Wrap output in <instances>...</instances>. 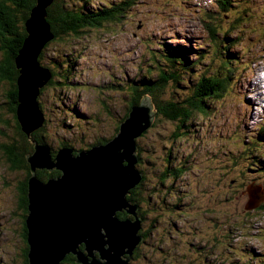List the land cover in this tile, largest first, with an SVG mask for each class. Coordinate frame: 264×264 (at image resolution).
Wrapping results in <instances>:
<instances>
[{
  "label": "rangeland",
  "instance_id": "1",
  "mask_svg": "<svg viewBox=\"0 0 264 264\" xmlns=\"http://www.w3.org/2000/svg\"><path fill=\"white\" fill-rule=\"evenodd\" d=\"M121 1L88 0L86 9L93 14L104 3ZM130 1L131 7L118 24L104 23L97 31L55 41L46 50L44 62L48 57L57 58L63 69L61 77L66 74L68 78L65 84L56 76L61 70L54 68V80L63 84L48 87L40 99L45 118L41 133L52 151L58 150L59 143H68L75 152L88 150L98 140L109 138L127 112L130 82L148 75L153 65L152 77L160 70L150 54L155 55L157 48L174 51L177 47L209 52L212 47L199 21L201 15L214 14L220 30L228 22L215 11L212 0ZM235 1L238 7L229 16L235 21L239 18V25L224 46L240 61L231 79L236 89L220 102L211 101L209 114L184 123V129L178 131L187 137L178 134L177 123L158 117L137 141L143 160L137 168L145 172L142 193L144 197L155 195L150 204H137V212L144 216V230L150 232L146 247L169 259L164 264H264V208H249L248 196L254 192L259 199L264 197V176L259 169L264 162V0ZM65 2L85 9L84 0ZM232 41L236 44L228 46ZM194 53L188 52L192 60ZM213 59L218 63L219 56ZM208 63L202 61L193 73ZM8 82H0L4 121L0 124V262L16 258L20 264L22 219L15 218L14 209L24 212L17 205L14 185L17 179L16 186L22 181L24 171L12 166L8 148L1 147L10 145L14 134L11 115L2 107ZM172 88L167 96L178 93ZM167 161L182 170L175 179L170 175L160 179L163 184L159 185ZM175 204L181 208L169 212ZM181 211L184 214L178 213ZM144 253L151 261L147 264H152V256ZM96 259L103 262L99 256Z\"/></svg>",
  "mask_w": 264,
  "mask_h": 264
},
{
  "label": "water",
  "instance_id": "2",
  "mask_svg": "<svg viewBox=\"0 0 264 264\" xmlns=\"http://www.w3.org/2000/svg\"><path fill=\"white\" fill-rule=\"evenodd\" d=\"M53 1L36 0L14 59L18 71L14 82L15 118L26 137L45 122L37 99L52 73L40 65L38 58L53 40L46 22V9ZM152 108L148 97L132 105L112 138L88 150L75 152L63 146L52 156L47 144L33 141V152L26 157L31 174L26 182L28 264H60L68 254L74 255L78 264H125L122 257L130 254L137 239L140 241L136 206L127 196L142 180L136 168V142L151 128ZM41 170H55L59 175L42 183L36 177V171ZM253 193L248 195L249 208L258 209L264 197L259 199ZM123 207L129 209L133 219L116 218ZM80 244L85 246V253L76 250ZM94 252L103 262L94 258Z\"/></svg>",
  "mask_w": 264,
  "mask_h": 264
},
{
  "label": "trees",
  "instance_id": "3",
  "mask_svg": "<svg viewBox=\"0 0 264 264\" xmlns=\"http://www.w3.org/2000/svg\"><path fill=\"white\" fill-rule=\"evenodd\" d=\"M35 2L36 0H0L1 82L6 80L7 76L5 69H3L4 62H6V60L9 59L11 67L15 69L14 59L26 36L24 23L28 18L32 8L35 6ZM212 3L216 5L217 10L215 11H218L219 13L223 14V17L228 18L226 20L228 22H226V29L220 30L219 27L216 26V23L214 21V14H212L211 12H207L205 15L200 14L203 18H201L199 21L202 24L207 35H209L207 41L210 42L208 43V46L212 47L211 50H209V52H206L202 49L193 50L192 48L187 49L184 47H177L174 49V51H167L166 49L157 48L156 51L158 52L155 55H152L151 57L150 54V60L154 61V63L157 65V69L160 70L158 73H156V77H152V69L155 66L153 65L149 68V70H147L149 71L147 73L148 75L143 76L141 80H132L130 82L129 88L127 87L128 92L130 93V99L128 98L130 100H128L130 103L127 112L124 116H122L121 121L126 118L132 105H137L143 98L148 97L153 106L152 109L154 112V120L158 117H161L166 121H170L175 124L177 123L179 127L177 129V132H180L178 130L184 129V123L192 119L193 116H204L206 114H209L208 104L211 101L220 102L223 100L224 96L226 97L227 94H231L236 89L232 86L231 79L237 71L238 67H236V64L240 63V61L237 59L236 55H233L229 51V47H225L224 44L228 42L227 37L229 36L230 32L235 29H238L239 18H237V20L235 21L229 16L230 10L233 9V7L237 8L238 6H236L235 0H213ZM86 4L89 5L88 0H84L83 6L85 7V9H83L82 6L81 8L70 7V5L65 2V0H54L52 4L46 9V22L49 24L50 32L53 35V40L47 43L46 46L43 48L39 55L38 61L43 68H47L49 71H51L52 79L44 88L40 90V94L37 99L39 107L42 105L40 103V99L42 98L48 87L53 86L56 83H58L59 85L63 84V82H56V80H54V68H58V70H61L60 61L57 58L48 57L47 62H44V55L46 53V50L51 46V44L55 41L60 42L61 40H63V38L69 36L74 35L78 37L80 35L87 34L89 31H97L99 28H102L101 26L104 23L113 25L118 24L119 20L123 18V14L125 13V11H128V9L131 7L132 2L130 0H122L121 2L115 4L104 3L101 9H98L96 13H93L94 15L90 13V11H87ZM16 41H18V46L16 45L17 49L16 52H14L13 54L11 46ZM207 41L204 45H207ZM233 44L236 43L232 41V44L228 46H234ZM14 47L13 49H15ZM190 51L195 52L194 54H191L194 56L193 60L189 58L190 55L188 54V52ZM217 56H219L218 63H214L215 60L213 58H217ZM211 58L213 61H211ZM204 60H206V62H209V65H206L205 67L201 68L199 72L193 73L194 70L197 69V67L203 65L202 61ZM211 66H215V68H212ZM163 68H165V70ZM62 71L63 69L60 72H57L56 76L58 77V79H63L66 84V80L68 78L66 77V74L63 76V78L61 77ZM191 75L194 79L191 77ZM189 79H192V82H190ZM14 82L10 78L6 90V92L10 93V101H12L14 104L12 109V112H14L13 115L15 114V109L17 105V95L16 89L14 87ZM181 84L184 85V87H181ZM172 87H176L178 93L175 94L172 92L174 90H171V92L175 95L172 94L171 96H167V90ZM10 88H12L13 90ZM184 88L186 89V92L182 93V90ZM165 95L167 98L165 97ZM4 106L6 105H3L2 107ZM40 110H43L42 106L40 107ZM121 123L122 122L117 123L118 125L115 128V132H117L118 127ZM6 124L9 125L8 123ZM17 127L18 130L21 132L19 126ZM43 129L44 128L38 130L37 132H35V134H38V136H40V139L37 140L39 143L47 144L45 142L44 135L41 133ZM147 131L144 132L142 136H144ZM115 132L111 134L109 138L98 140L92 146L104 145L108 142V140L112 138ZM186 132L188 131L186 130ZM21 133V137L25 139L26 136L23 137L24 134ZM178 134L185 136L183 132H180ZM15 136L16 135L14 133L13 137L9 139V144L16 147V151H19L20 149L21 154H15V150L10 149V147L9 149H7L9 161L12 166L14 165V163L17 164L21 160L25 163L24 158L26 154L29 153L26 150L22 151L24 150V147L21 146V141L19 140L18 135L16 136L17 139L14 138ZM64 144L70 146L68 143ZM136 146L137 155L139 159L136 165L137 168L138 164L143 160L142 156H139L140 144L136 142ZM11 152H13L15 156L12 155ZM56 152V150L52 151L53 156L56 154ZM146 164L149 167L152 166V163L146 162ZM24 165L27 170L28 164H22V166ZM17 167H20L19 164L17 165ZM259 169H261L260 175L263 177L264 162H261ZM137 170L143 176L142 182L135 189L131 190L130 195L127 197V199L132 204L136 203L139 205V203H141L142 201H147V204H150V200L153 199L155 195L147 194L146 197L143 196L142 185L144 182L145 172L142 171V169L140 170L139 168H137ZM179 170L181 171L182 168H174L172 167V164L167 161L166 169L164 168L162 171V176L160 174V177H158L159 185L163 184L162 181L160 182V179L162 178H170V176H173L174 179L177 178V176L175 175L179 172ZM54 174L59 175V172L55 171ZM29 177L30 176H27L26 179L28 180ZM38 178L41 181L40 176H38ZM46 181L42 180L41 182L45 183ZM23 208H25V210L27 211V201L24 202ZM179 208L181 207L175 204L168 211L170 212V210L172 209L178 210ZM263 208L264 202L259 207V209ZM178 213L184 214L183 211ZM122 214L126 216L125 212H122ZM139 214L142 213L137 212V216ZM25 231L24 235L26 234ZM70 258H75V256L66 255L65 258L60 262V264L66 263Z\"/></svg>",
  "mask_w": 264,
  "mask_h": 264
},
{
  "label": "flooded vegetation",
  "instance_id": "4",
  "mask_svg": "<svg viewBox=\"0 0 264 264\" xmlns=\"http://www.w3.org/2000/svg\"><path fill=\"white\" fill-rule=\"evenodd\" d=\"M20 17V16H19ZM17 42L18 41H16L12 46H11V48H12V52H13V54H14V52H16V49H17V46H18V44H17ZM20 42V41H19ZM17 45V46H16ZM15 46V47H14ZM13 47L15 48V49H13ZM1 58V57H0ZM0 62H1V60H0ZM3 66V65H2ZM3 69H5V71H6V79H8V81H10V78L13 80V82H14V79L17 77L16 76V73H17V75H18V71L16 70V69H13L12 67H11V65H10V61H9V59L8 60H6V62H4V66H3ZM1 82V81H0ZM7 86H8V83H7ZM10 89H12V88H10ZM13 90V89H12ZM9 94L10 93H8V92H6V103L5 104H3V105H6V111L8 112V114H10L11 115V117H10V119H11V121H12V123H13V126H14V133H15V135H18V137L20 138V140H21V146H23L24 147V150H22V151H27V152H29L28 154H26V156H25V158H24V160H25V163L21 160L20 162H18L17 164H15L14 163V165H13V167H15V168H19V167H17V165L19 164V166L21 167L20 169L21 170H23L24 171V176H23V179H22V181L19 183V184H17V186H16V183L18 182V179L16 180V183H15V185H14V191L15 190H17V192H18V195L19 196H17V202L19 203V204H17L18 205V207H19V209H22L23 210V212H24V214H22L18 209H17V207H15V211L18 213V215H16V214H14V216H15V218L19 221L20 219H22V223H21V226H20V236L18 235V238L21 240V244L23 245V248L22 249H20L19 250V252H18V258H20L21 259V263L20 264H28V261H27V258H26V255H27V252H28V245H27V242H26V234L24 235V231L26 230L25 229V218H26V215H27V211L25 210V208H23V205H24V202L25 201H27V198H26V193H27V185H26V178H27V176L29 175V167H27L28 169L26 170V167H25V165L24 166H22V164H26L27 165V162H26V157L28 156V155H30L32 152H33V141L36 143H39L37 140H39L40 138V136H38V134L36 135L35 133L34 134H32V136L31 137H25V139H23L22 137H21V135H20V131L18 130V127L17 126H19L18 125V123H17V121H16V118H15V114L13 115V113L14 112H12V109H13V106H14V104H13V102L12 101H10V97H9ZM2 105V106H3ZM8 107V108H7ZM4 121H3V119H2V116H1V114H0V124H2ZM7 123V122H6ZM9 123V122H8ZM45 124V123H44ZM43 124V125H44ZM0 132H2V125H0ZM43 128V126L40 128V129H42ZM39 129V130H40ZM20 132V133H19ZM22 134V133H21ZM40 134V133H39ZM25 135H23V137H24ZM63 145H65L64 143H59L58 144V148L59 147H61V146H63ZM4 147V148H8L9 149V147H10V149H14L15 150V154H17V155H20L21 154V152H20V149H19V151H16L17 150V148L16 147H14L13 145H1V147ZM31 146V147H30ZM51 148V147H50ZM57 148V149H58ZM32 151V152H31ZM51 151H52V148H51ZM11 154L13 155V152H11ZM15 154H14V156H15ZM52 156H53V154H52ZM12 160H14V159H12ZM28 166V165H27ZM43 171V172H42ZM54 172H55V170H52V171H46V170H41V171H37L36 172V175H37V178H38V176H40V178H41V181L42 180H48L49 178H55V177H57L58 175L57 174H54ZM26 173V174H25ZM39 179V178H38ZM12 181L11 180H9L8 181V184H10V185H13L12 183H11ZM14 210H13V212H14ZM25 213H26V215H25ZM140 217V220H141V229H140V232H139V236L141 237V241L139 242V244H137L134 248H133V250L130 252V254L129 255H125V256H123L122 257V259L124 260V261H126L125 262V264H147L148 262L150 263L151 261H148L147 260V256H146V254L144 253L145 251L146 252H148L149 253V255H151L152 256V259H153V261H152V264H164V263H166L169 259H166V258H163V257H165V256H161V253L159 252V251H155V250H153V249H150V248H148V247H146L147 246V243H146V240H147V238H148V236L150 235V232L149 231H145L144 230V228H143V224H144V217L143 216H139ZM116 218L119 220V221H124V219H127L126 218V216L125 215H123L122 213H117L116 214ZM152 223H156V222H154V221H152ZM1 228V227H0ZM16 228V227H15ZM149 230H150V228H148ZM14 230H16V229H14ZM26 232V231H25ZM27 233V232H26ZM4 241H6V240H4ZM76 250L77 251H81V252H83V253H85V246L83 245V244H80V245H78V247L76 248ZM144 252H143V251ZM171 252H173L172 250H170ZM158 252L160 253V254H158ZM68 255H72V254H68ZM72 256H74V255H72ZM99 255L98 254H95L94 253V258H97ZM167 256V255H166ZM141 261H143V262H141ZM0 264H19V260L17 261V259L16 258H14V261L13 260H9V261H7V262H0ZM64 264H78L76 261H75V258H70L66 263H64ZM170 264H173V263H170ZM186 264H188V263H186Z\"/></svg>",
  "mask_w": 264,
  "mask_h": 264
},
{
  "label": "bare ground",
  "instance_id": "5",
  "mask_svg": "<svg viewBox=\"0 0 264 264\" xmlns=\"http://www.w3.org/2000/svg\"><path fill=\"white\" fill-rule=\"evenodd\" d=\"M38 131V130H37ZM37 131H35V132H37ZM13 132V131H12ZM34 132V133H35ZM33 134V133H32ZM32 134H30V136L32 135ZM11 136V135H10ZM17 136V135H16ZM29 136V137H30ZM43 136V135H42ZM15 138V137H14ZM19 140H20V138H19ZM21 141V140H20ZM37 143V142H36ZM31 147V146H30ZM79 150V149H78ZM43 172V171H42ZM29 176V175H28ZM37 177V176H36ZM142 179H143V176H142ZM27 180V179H26ZM40 181V180H39ZM41 182V181H40ZM142 182V180H140L138 183H137V186L140 184ZM43 183V182H42ZM136 188V186L133 188V189H135ZM253 189V188H252ZM130 192H131V190H130ZM130 192H129V194H128V196L130 195ZM127 196V197H128ZM131 203V202H130ZM132 204V203H131ZM132 205H135L136 206V211L135 212H137L138 211V206H137V204L136 203H134V204H132ZM122 212H125V214H126V217H128L129 219H131L132 217H131V213H130V211H129V209L127 208V207H123V208H120V212L119 213H122ZM135 216H136V218H138V219H140L138 216H137V213L136 214H134Z\"/></svg>",
  "mask_w": 264,
  "mask_h": 264
},
{
  "label": "clouds",
  "instance_id": "6",
  "mask_svg": "<svg viewBox=\"0 0 264 264\" xmlns=\"http://www.w3.org/2000/svg\"><path fill=\"white\" fill-rule=\"evenodd\" d=\"M44 123H45V122H44ZM63 146H68V145H63ZM63 146H61V147H63ZM61 147H60V148H61ZM69 147H71V146H69ZM71 148H72V147H71ZM58 149H59V148H58ZM139 221H140V222H139V225H140V229H141V220L139 219ZM140 229H139V231H138V233H137V236L140 238V241H141V237L139 236ZM140 241H139V242H140Z\"/></svg>",
  "mask_w": 264,
  "mask_h": 264
}]
</instances>
